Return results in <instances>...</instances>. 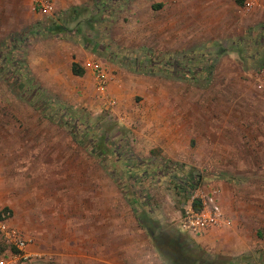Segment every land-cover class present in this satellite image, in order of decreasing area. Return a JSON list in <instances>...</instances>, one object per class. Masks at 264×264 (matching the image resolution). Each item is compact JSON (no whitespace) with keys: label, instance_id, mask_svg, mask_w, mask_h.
<instances>
[{"label":"rangeland","instance_id":"374dc122","mask_svg":"<svg viewBox=\"0 0 264 264\" xmlns=\"http://www.w3.org/2000/svg\"><path fill=\"white\" fill-rule=\"evenodd\" d=\"M102 1L54 14L0 11V63H17L0 74V201L45 248L19 263L164 264L127 201L132 189L112 176L120 166L45 117L27 75L146 163L132 196L162 244L176 230L203 255L264 264V0ZM52 24L68 32L47 35ZM69 48L82 67L89 57L104 63L105 88L59 65ZM190 174L204 188L224 180L232 197L234 223L213 228L217 245L180 226ZM0 243V254L10 249Z\"/></svg>","mask_w":264,"mask_h":264},{"label":"trees","instance_id":"16d2710c","mask_svg":"<svg viewBox=\"0 0 264 264\" xmlns=\"http://www.w3.org/2000/svg\"><path fill=\"white\" fill-rule=\"evenodd\" d=\"M236 1L239 5H244L245 3V0ZM108 3L109 0L102 1L101 4H99L101 5L99 8L104 9ZM44 31L47 35H64L68 32L67 29L61 24H52L50 27L44 29ZM3 61V63H0V74L6 70L4 68V64H6L7 67L12 65V68H17V63L14 62L13 58L9 55H4ZM72 71L76 75L82 76L84 74V68L78 62H73ZM19 76L22 77L21 75ZM22 79H25L24 81L27 80L31 85L30 87L37 89L36 92L40 94V97L38 99H34L33 103L37 106V108L40 106H38L37 103L35 104V102H39L41 104V110L45 117L60 125L68 126L74 141L78 145H81L87 149L91 154L96 155L105 161L108 158L113 157L112 161L114 165L120 166L118 170H115V173H112V176L115 177L118 182L121 181L120 184L123 188V191L124 188L127 187L125 185H128L129 188L132 189L130 192L125 193L127 201L134 209L136 218L139 220L140 225L146 228L149 235H151L153 238L155 246L163 258L164 264H241L240 262L242 261V258H225L219 256L203 255V252H201L198 246L192 244L185 246L183 244V238L181 234L176 230H170V233L168 234L169 239L167 246L162 244V240H160L161 238L159 235L157 236L154 232L150 231L149 228L143 223L142 219L145 217V215L143 217L141 216L143 208L136 206L135 198L132 196L138 194L137 182L140 181L139 179L146 176L147 172L142 170V167H144L146 163L136 156L133 150L126 144H121L118 147L112 143L109 137L104 132H101L100 126L98 124H95L91 120L79 115L75 110L69 109V107L64 103L55 101L51 97H48V95L45 93V90L38 86V84L30 79L27 75L23 76ZM27 99H29V97H27ZM29 100L32 101V99ZM122 165L127 167V171L122 169ZM183 184L185 186L184 189H189L191 192L198 186L199 182L196 181L194 175L190 174L188 180L183 179ZM197 206L198 204H196V207ZM4 250V243H0V253Z\"/></svg>","mask_w":264,"mask_h":264},{"label":"built area","instance_id":"2783aa9c","mask_svg":"<svg viewBox=\"0 0 264 264\" xmlns=\"http://www.w3.org/2000/svg\"><path fill=\"white\" fill-rule=\"evenodd\" d=\"M33 2L35 9L40 13H55L54 0H33ZM85 66L94 71L97 85L102 89L105 88L109 78L104 66L95 59L87 60ZM111 101L115 103L114 100ZM219 195L220 188L213 184L205 188L197 186L192 190L190 204L184 208L181 217L182 230L191 235H201L209 229L228 225L229 219L221 205ZM0 239L10 247L7 252L0 254V264H18L22 259L29 257L27 248L32 242L31 238L10 222V216L4 212L1 203Z\"/></svg>","mask_w":264,"mask_h":264},{"label":"crops","instance_id":"0c3cea01","mask_svg":"<svg viewBox=\"0 0 264 264\" xmlns=\"http://www.w3.org/2000/svg\"><path fill=\"white\" fill-rule=\"evenodd\" d=\"M81 1L83 2V1H87V0H54L55 13H57L58 10L62 11V12L66 11V9L70 5H74L75 2L79 3ZM26 9H28V10H30V9L34 10L35 9L33 0H0V11L2 12L1 14H3L4 16H18V15H22L23 12ZM71 52H72V50H71V48H69L68 52H67V55H68L67 57H69L70 60L67 63L65 62V63H60L59 64V65L62 64L61 66H64L68 73H70V72L73 73V71H72L73 62L80 61V57L79 56H77V58H75V59H72ZM62 56L66 57V51L62 53ZM78 57H79V59H78ZM89 59H93V58H91V57L86 58L83 61L82 65H83V68H84V74L86 72H87V74L90 73L91 77L93 78L94 77V71L91 68H88V67L85 66V62L87 60H89ZM95 60H97V59H95ZM97 61H99L103 66H105L104 63L101 60H97ZM173 143H174L173 139L165 140L164 147H165V151L166 152L169 151V146L173 145ZM213 185H215L216 187L220 188L219 199H220L221 205H222L227 217L229 218L230 225H233V223H234V220H233L234 213L231 210V208H232L231 205L227 201L229 199L231 200L232 197L230 198V196H229V194L227 192V185L224 182V180H217L216 183H213ZM0 203H1V201H0ZM10 222L12 224L16 225L18 228H20L26 236H29V237L31 236V237L35 238L36 239V243L38 241V244L35 243V244H32V245L28 246L27 253L29 254V256L38 255V254H40V252H43L45 250L44 245L39 243V240L36 237L33 236V235H35V232L33 230L29 229L28 222H27L26 218L20 216L19 214H16V215H13V217L10 218ZM212 230H214V229L213 228L209 229L208 231L204 232L201 235H192V236L193 237L201 236L203 238L202 240H204V243L209 244V245H215L216 244V242H215L216 240L211 238V234L213 235V233H214V232H212ZM100 231L103 232V228H101ZM236 247H238V245H236L234 249H236ZM32 260L34 261V259H32ZM18 264H27V263H18Z\"/></svg>","mask_w":264,"mask_h":264}]
</instances>
